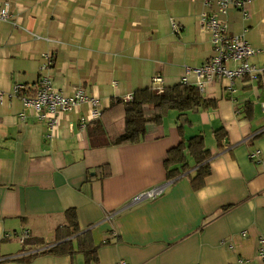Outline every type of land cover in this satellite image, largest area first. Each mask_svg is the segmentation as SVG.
<instances>
[{
  "label": "crops",
  "instance_id": "1",
  "mask_svg": "<svg viewBox=\"0 0 264 264\" xmlns=\"http://www.w3.org/2000/svg\"><path fill=\"white\" fill-rule=\"evenodd\" d=\"M0 7L11 14L0 20V264H84L76 250L83 232L95 248L89 264L260 263L264 88L254 77L236 79L234 92L224 77L205 83L199 91L216 107L189 114L182 136L176 121L167 128L162 122L144 139L120 145L78 122L91 111L89 102L63 114L47 137L46 123L20 98L34 90L44 52L54 56L46 71L57 89L71 94L82 87L102 109L110 98L152 85L154 75L161 86L180 82L185 66L211 55L210 32L198 23L208 11L204 0H0ZM247 9L248 18L236 9L221 17L229 34L258 50L250 61L264 68V0H251ZM17 84L25 89L15 91ZM244 101L253 104L252 118L237 115ZM221 126L228 135L220 147L213 130ZM198 133L211 152L205 184L194 189L185 173L166 180L169 149ZM257 148L259 161L248 157ZM162 184L154 198L132 201ZM68 208L79 226L67 238L72 253L54 248Z\"/></svg>",
  "mask_w": 264,
  "mask_h": 264
},
{
  "label": "trees",
  "instance_id": "2",
  "mask_svg": "<svg viewBox=\"0 0 264 264\" xmlns=\"http://www.w3.org/2000/svg\"><path fill=\"white\" fill-rule=\"evenodd\" d=\"M251 77H254L259 88H264V68ZM192 82H183L181 79L180 82L162 86L159 90L153 85L137 88L130 93L132 97L129 100L121 97L110 98L99 117L88 122L91 134L106 136L112 145L137 142L145 138L149 126L161 124L166 111L173 109L178 112L177 131L182 136L183 127L189 123L187 117L189 113L204 112L210 107H216L217 104L215 98L204 96ZM236 111L237 115L245 118L254 116L253 104L249 101L241 103ZM213 134L221 147V141L228 135L226 129L223 126L214 128ZM204 142L203 133H198L188 139H181L176 146L170 148L163 161L166 180L171 181L185 173L189 176V182L194 189L202 187L206 176H210L211 157V152ZM103 167L108 169L106 164L100 166ZM65 216L66 224L56 229L57 240L62 242L54 248H59L60 252L72 253L74 247L67 238L79 231L77 215L73 208H68ZM89 237L87 232H83L78 234L77 238L76 250L84 253L86 257L84 264L95 260V248L90 244Z\"/></svg>",
  "mask_w": 264,
  "mask_h": 264
},
{
  "label": "built area",
  "instance_id": "3",
  "mask_svg": "<svg viewBox=\"0 0 264 264\" xmlns=\"http://www.w3.org/2000/svg\"><path fill=\"white\" fill-rule=\"evenodd\" d=\"M251 0H204L208 11L200 14L198 23L202 28L210 32L211 55L207 61L199 66H185V74L181 78L183 82H190L188 75L194 74L192 82L199 90L204 88V84L215 77H224L228 79L227 90L234 92V81L242 79L246 75L252 76L261 70L250 58L255 55L258 50L249 44L242 35L229 34L228 23L221 17L229 9L240 11L244 18L250 16L247 6ZM10 14L6 8L0 7V20H8ZM52 52L43 53V63L41 64L42 74L39 75L34 90L28 91L27 95H22L24 107L32 108L38 119L44 121L47 125V137H51L58 126L61 116L67 112L74 110L81 103H91V111L87 116H81L78 122L85 126L90 120L99 117L102 106L100 101L88 95L86 91L79 87L72 94H64L57 89L52 83V77L46 71L53 65ZM151 84L154 88L160 89L162 79L159 75L152 77ZM25 85L17 84L15 91L24 90ZM29 94V95H28ZM2 92L0 91V96ZM131 95L125 97V100L131 99ZM248 157L255 161H259L262 157L260 149H253L248 152ZM165 185H158L151 189L145 190L133 196V202H139L146 199L154 198L161 194ZM28 236L27 230H24L20 238L24 240ZM257 256L260 263L264 262V238L258 240ZM242 261V260H241ZM120 264H126L125 260H120Z\"/></svg>",
  "mask_w": 264,
  "mask_h": 264
},
{
  "label": "rangeland",
  "instance_id": "4",
  "mask_svg": "<svg viewBox=\"0 0 264 264\" xmlns=\"http://www.w3.org/2000/svg\"><path fill=\"white\" fill-rule=\"evenodd\" d=\"M10 17H11V14H10ZM45 40H48V41H53V42H56V41H58V40H56V39H53V38H51V37H43ZM44 53H48L49 54V52H44ZM43 54V53H42ZM72 94V93H71ZM131 95V94H130ZM128 96V95H127ZM177 111L176 110H168L167 111V113L165 114V116L163 117V125L167 128V127H169L170 126V123H174L175 121H176V116H177ZM189 114H191V113H189ZM207 135V138H209V135H210V133H207L206 134ZM250 158V157H249ZM251 159V158H250ZM253 160V159H252ZM243 260H245V259H243ZM249 264H251V262L249 261L248 262Z\"/></svg>",
  "mask_w": 264,
  "mask_h": 264
},
{
  "label": "clouds",
  "instance_id": "5",
  "mask_svg": "<svg viewBox=\"0 0 264 264\" xmlns=\"http://www.w3.org/2000/svg\"><path fill=\"white\" fill-rule=\"evenodd\" d=\"M201 195L203 196V193H201Z\"/></svg>",
  "mask_w": 264,
  "mask_h": 264
}]
</instances>
